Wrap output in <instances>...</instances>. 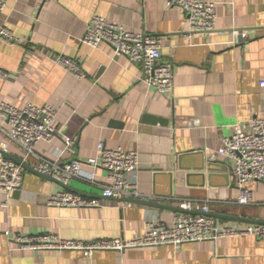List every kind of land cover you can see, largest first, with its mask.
<instances>
[{"label":"crops","instance_id":"crops-1","mask_svg":"<svg viewBox=\"0 0 264 264\" xmlns=\"http://www.w3.org/2000/svg\"><path fill=\"white\" fill-rule=\"evenodd\" d=\"M216 22L211 33L189 32L185 12L163 0H17L0 11V24L19 38L0 40V102L28 103L56 110L54 125L63 136L38 141L33 151L58 162L96 155L108 148L136 150L141 200L181 208V202L208 204L223 226L246 228L264 222V183L251 184L253 201L237 202L232 162L210 161L221 137L235 125L249 129L264 114V0H212ZM94 15L161 40V61L172 70L173 89L161 93L142 80L139 65L102 42L92 47L81 38ZM232 30L246 33L233 42ZM76 59L83 77L66 71L52 57ZM9 124L0 117V144L13 160L22 149L11 142ZM64 138L73 152L62 151ZM31 156L27 162L35 160ZM27 164V163H26ZM28 165V164H27ZM88 171L92 166L84 165ZM95 183L73 177L67 183L23 168L21 187L7 205L0 192V264H264V240L230 236L216 241L97 250L88 258L77 249H18V235L52 234L89 242L131 237L145 222L170 224L178 211L117 198L100 207H56L47 197L69 190L99 197L105 171L96 169Z\"/></svg>","mask_w":264,"mask_h":264},{"label":"built area","instance_id":"built-area-1","mask_svg":"<svg viewBox=\"0 0 264 264\" xmlns=\"http://www.w3.org/2000/svg\"><path fill=\"white\" fill-rule=\"evenodd\" d=\"M17 0H0V11L10 2ZM165 6L180 7L186 14L189 32L211 33L215 29V2L212 0H163ZM233 42L246 37L245 32L232 30ZM0 40L9 44L19 41L13 32L0 24ZM81 41L95 47L106 43L113 48L114 54L124 55L128 61L140 66L142 80L148 86L161 93L173 89L171 67L161 61V40L157 36L143 32L126 30L122 25L114 24L105 17L94 15L88 22ZM52 60L66 71L83 77L79 62L69 56L56 54ZM9 76V72L0 67V79ZM264 88V79L259 82ZM56 110L50 105L28 103L16 107L0 102V117L9 124L8 139L23 151L22 162L34 171L51 176L62 183L77 177L95 183L96 169L105 171L106 183L99 184V197H88L69 190L51 193L47 204L56 207H100L107 198H143L138 189L139 159L136 150L108 148L102 141L97 143L96 155L84 160L71 159L67 162L52 161L36 155L33 151L38 141L50 142L54 137L63 136L54 125ZM72 140L64 138L62 151L73 152ZM6 144H0V192L4 193L7 205L10 194L17 191L22 184L23 167L7 158ZM35 160L27 162L28 157ZM225 157L232 162V172L238 190L237 202L242 205L253 201L251 184L255 181L264 183V114L251 119L249 129L243 130L235 125L229 135L221 137V146L208 155L210 161ZM84 165L92 166L88 171ZM180 207L196 213H175L170 224L157 220L145 222L144 232L131 237L102 238L89 242L66 240L52 234L18 235L14 242L18 249L83 251L88 258L97 250L122 251L134 247H153L179 245L186 242L216 241L230 236L252 235L264 240V224H253L246 228L223 226L211 217L208 204H195L191 200L181 202Z\"/></svg>","mask_w":264,"mask_h":264},{"label":"water","instance_id":"water-1","mask_svg":"<svg viewBox=\"0 0 264 264\" xmlns=\"http://www.w3.org/2000/svg\"><path fill=\"white\" fill-rule=\"evenodd\" d=\"M5 156L7 158H10L6 154H5ZM14 161L16 163L20 164L24 169L34 171L30 166H28L26 163L22 162L21 160H14ZM34 172H36V171H34ZM43 176L46 177V178H49V179H53L51 176H46V175H43ZM117 199H119V200H125V201H128V202H138V203H142V204H147V205L155 206V207H158V208H165V209L175 210V211L182 212V213H196L195 211H188V210H185V209H182V208L170 207V206H166V205H162V204H157V203H153V202L146 201V200H141V199H135V198H117ZM209 215L210 216H213L214 214H209ZM252 222L253 223H256V224H264V222H258V221H252Z\"/></svg>","mask_w":264,"mask_h":264}]
</instances>
